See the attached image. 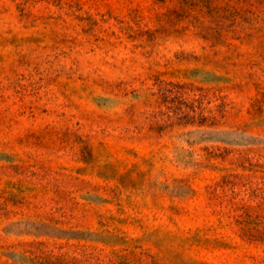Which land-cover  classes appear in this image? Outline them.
<instances>
[{
  "label": "rangeland",
  "instance_id": "rangeland-1",
  "mask_svg": "<svg viewBox=\"0 0 264 264\" xmlns=\"http://www.w3.org/2000/svg\"><path fill=\"white\" fill-rule=\"evenodd\" d=\"M0 264H264V0H0Z\"/></svg>",
  "mask_w": 264,
  "mask_h": 264
}]
</instances>
